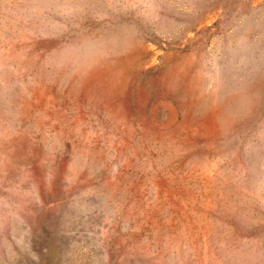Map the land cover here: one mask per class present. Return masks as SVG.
<instances>
[{
	"label": "rangeland",
	"instance_id": "obj_1",
	"mask_svg": "<svg viewBox=\"0 0 264 264\" xmlns=\"http://www.w3.org/2000/svg\"><path fill=\"white\" fill-rule=\"evenodd\" d=\"M0 264H264V0H0Z\"/></svg>",
	"mask_w": 264,
	"mask_h": 264
}]
</instances>
